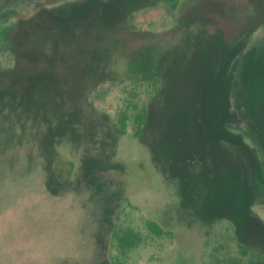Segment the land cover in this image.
<instances>
[{"label": "rangeland", "instance_id": "374dc122", "mask_svg": "<svg viewBox=\"0 0 264 264\" xmlns=\"http://www.w3.org/2000/svg\"><path fill=\"white\" fill-rule=\"evenodd\" d=\"M0 264H264V0H0Z\"/></svg>", "mask_w": 264, "mask_h": 264}, {"label": "trees", "instance_id": "16d2710c", "mask_svg": "<svg viewBox=\"0 0 264 264\" xmlns=\"http://www.w3.org/2000/svg\"><path fill=\"white\" fill-rule=\"evenodd\" d=\"M188 27V26H187ZM188 38H194L193 36H189ZM187 44V45H186ZM186 44H185V48L187 49V48H189V47H191V45L189 44V42H186ZM186 56V55H185Z\"/></svg>", "mask_w": 264, "mask_h": 264}]
</instances>
